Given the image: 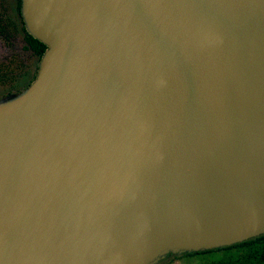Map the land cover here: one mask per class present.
<instances>
[{
    "label": "water",
    "instance_id": "water-1",
    "mask_svg": "<svg viewBox=\"0 0 264 264\" xmlns=\"http://www.w3.org/2000/svg\"><path fill=\"white\" fill-rule=\"evenodd\" d=\"M46 45L0 99V264H158L264 233V0H20Z\"/></svg>",
    "mask_w": 264,
    "mask_h": 264
},
{
    "label": "trees",
    "instance_id": "trees-1",
    "mask_svg": "<svg viewBox=\"0 0 264 264\" xmlns=\"http://www.w3.org/2000/svg\"><path fill=\"white\" fill-rule=\"evenodd\" d=\"M45 49V44L26 31L20 14V0H14L13 17L7 14L0 1V99L29 85ZM20 50L29 57L22 59ZM30 58L35 60L33 66L28 64ZM168 254L179 258L198 257L202 264H264V233L231 245Z\"/></svg>",
    "mask_w": 264,
    "mask_h": 264
},
{
    "label": "rangeland",
    "instance_id": "rangeland-1",
    "mask_svg": "<svg viewBox=\"0 0 264 264\" xmlns=\"http://www.w3.org/2000/svg\"><path fill=\"white\" fill-rule=\"evenodd\" d=\"M0 1L5 6L7 14L10 17H13L14 0H0ZM21 44H22V41L20 40L19 45H18L19 48L21 47ZM28 55H29L28 53L24 54L20 50V56L22 59H26L27 57H29ZM34 63H35L34 58H30V60H28V64H30V66H33ZM158 264H202V261L198 257L190 256V257L179 258V257H175V255L165 254L162 257V259H160V262Z\"/></svg>",
    "mask_w": 264,
    "mask_h": 264
}]
</instances>
